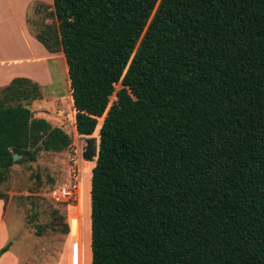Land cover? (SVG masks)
Instances as JSON below:
<instances>
[{
	"label": "trees",
	"instance_id": "1",
	"mask_svg": "<svg viewBox=\"0 0 264 264\" xmlns=\"http://www.w3.org/2000/svg\"><path fill=\"white\" fill-rule=\"evenodd\" d=\"M52 2L56 23L27 22L62 51L86 137L91 264H264V0ZM41 96L0 89V180L72 144Z\"/></svg>",
	"mask_w": 264,
	"mask_h": 264
},
{
	"label": "rangeland",
	"instance_id": "2",
	"mask_svg": "<svg viewBox=\"0 0 264 264\" xmlns=\"http://www.w3.org/2000/svg\"><path fill=\"white\" fill-rule=\"evenodd\" d=\"M48 7H51V3L43 4L38 1L30 3L27 19L31 21L33 26L38 28L41 21L56 23L55 17H47L48 11H52ZM64 61L61 59V64H57V60L51 61L54 83L40 84L42 96L40 99L32 101L29 107L33 116L44 117L51 125L62 127L72 138L71 146L61 152L40 150L35 161L16 162L21 159L20 157L15 160L6 178L0 180V193L4 199V211L8 213L6 222L10 224L15 234L18 232V237L15 238L21 241L20 244L31 246L33 237H35L34 239L38 241L36 247L46 246L47 253L51 255V258L42 256V264H75L72 250L68 255L69 262L66 258L68 253L66 239L70 232V223L74 221V224L81 229L79 241L82 245V237L86 230L88 218L87 183L89 186L91 162L79 160L80 184L78 199L73 202V205L67 207L65 204H58L49 196L51 187L62 185L68 181L71 167L70 158L73 150L83 147L86 143V137L77 134L75 130V111L71 104L72 100L70 103L64 90L65 80L62 73ZM119 88L120 84H115V90ZM114 99L115 95L113 93L109 100L111 102ZM93 136L97 137V130L93 133ZM55 216H61L62 219H56ZM72 217L79 218L77 219L79 221L77 222ZM88 221H90L89 218ZM64 224L68 225V233L62 232ZM20 227L27 231L21 230ZM37 227L42 229L41 235L36 234ZM72 238L75 237L72 236ZM82 249L81 264H83L84 254L86 253L83 247ZM43 259H47V261L43 262Z\"/></svg>",
	"mask_w": 264,
	"mask_h": 264
},
{
	"label": "crops",
	"instance_id": "3",
	"mask_svg": "<svg viewBox=\"0 0 264 264\" xmlns=\"http://www.w3.org/2000/svg\"><path fill=\"white\" fill-rule=\"evenodd\" d=\"M33 1L43 4L51 3V7L48 9L53 10L52 0H0V89L14 77L20 76L28 77L41 85L53 84L51 61L57 60V64H61V59L65 60L62 51L50 52L46 50L28 28V7ZM62 73L65 80L66 97L71 103L69 76L65 61L64 66L62 64ZM57 92L59 91L57 90ZM7 215L8 213L4 211V199L0 198V248L8 242L10 243L9 248L0 256V264H42V256L51 258V255L47 253L46 246L36 247L38 241L34 239L35 237H33L31 246L20 244L21 241L15 238L18 237V232L15 234L10 224L6 222ZM72 218L79 219L77 217ZM88 224L90 226V221L87 218L86 230L82 237L83 244L81 245L79 241L81 229L74 224V221L70 223V232L66 239L68 262V255L72 250L73 254H71L73 259L75 258V264H81L83 247L84 252L86 251L83 264H91ZM20 229L24 228L20 227ZM45 261L47 259H43V262Z\"/></svg>",
	"mask_w": 264,
	"mask_h": 264
},
{
	"label": "built area",
	"instance_id": "4",
	"mask_svg": "<svg viewBox=\"0 0 264 264\" xmlns=\"http://www.w3.org/2000/svg\"><path fill=\"white\" fill-rule=\"evenodd\" d=\"M84 146L79 149H74L70 158L71 167L69 172V179L66 183L59 185L49 191L50 198L58 203L65 204L67 207L73 205V202L78 199L79 191V160L90 162L83 158ZM80 155V157H79Z\"/></svg>",
	"mask_w": 264,
	"mask_h": 264
},
{
	"label": "water",
	"instance_id": "5",
	"mask_svg": "<svg viewBox=\"0 0 264 264\" xmlns=\"http://www.w3.org/2000/svg\"><path fill=\"white\" fill-rule=\"evenodd\" d=\"M21 157V155H19V154H14V156H13V160L15 161L16 159H18V158H20Z\"/></svg>",
	"mask_w": 264,
	"mask_h": 264
}]
</instances>
